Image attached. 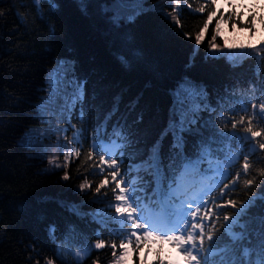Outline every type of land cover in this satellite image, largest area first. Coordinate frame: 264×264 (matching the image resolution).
<instances>
[{"label":"trees","instance_id":"16d2710c","mask_svg":"<svg viewBox=\"0 0 264 264\" xmlns=\"http://www.w3.org/2000/svg\"><path fill=\"white\" fill-rule=\"evenodd\" d=\"M57 3L59 7L51 10L52 6L41 0V16L32 0H0V264H47L48 261L77 264L71 250L61 246L66 242L64 233L69 223L76 228L72 242L86 238L96 243L103 240L106 245L115 242L119 246L121 242L120 235L114 234L120 231L119 221L113 219L116 217L112 207L116 203L115 184L105 168L100 172V160L90 152L87 141L83 138L79 146L73 140L71 125L84 133L83 121L76 117L75 111L70 123L59 114L52 123L39 118L37 105L48 94L50 86L47 75L60 58L71 61L76 78L86 81L83 107L91 123H100L118 100V110L111 120L119 119L130 131L129 155H147L153 142L163 137L173 103L171 93L184 77L203 83L208 101L215 108L219 94L246 82L249 77L259 81L264 75V55L259 60L258 74L257 59L250 56L232 62L227 58L209 57L216 19L209 26L204 41L196 46L195 37L213 10L211 2L180 0L177 7L175 0H171V5L169 0H164L163 4L161 0H146V8L161 5L175 20L148 11L135 24L122 29L131 33L132 46L143 50V60L131 67L119 62L118 55L127 52L128 46L117 34L107 30L108 25L97 12V0L90 3L87 16L79 11L76 0H57ZM201 6L205 7L204 13L193 11ZM216 9L231 13L225 7ZM221 32L223 36L214 41L221 46L225 42L248 45L250 39L262 35H256V29L238 22L233 28L227 17L221 23ZM207 114L210 113H201L202 119ZM33 126L56 128L51 129L45 139L61 151L68 149L73 153L66 167L44 170L48 160L37 154L35 146L21 143L20 138ZM63 129L67 131H61ZM202 131L209 132L208 129ZM171 140L170 135L162 140L161 156L165 166L171 155ZM187 141L186 150L192 152L197 136L189 135ZM76 150L80 151L79 157L75 156ZM140 158L137 156L132 163ZM262 170L264 160L241 178L229 199L240 204L264 191ZM65 171L67 180L63 179ZM106 176L110 183L97 193L96 187ZM248 179L255 181L251 187L245 184ZM85 182L91 187L78 190ZM58 201L78 204L85 213L103 210L101 218L105 226L96 223L91 216L78 218ZM257 210L260 208L254 207L250 213ZM223 212L217 227L221 235L227 223L223 217L237 214L231 207L223 208ZM53 224L57 229L55 242L48 235V228ZM58 249L63 259L58 258ZM119 255L118 248L116 256ZM114 259L111 247H105L92 250L82 264L97 261L113 264ZM143 261L153 264L149 256L143 258L141 249L138 256L130 252L127 257V264Z\"/></svg>","mask_w":264,"mask_h":264},{"label":"snow or ice","instance_id":"6c2138e0","mask_svg":"<svg viewBox=\"0 0 264 264\" xmlns=\"http://www.w3.org/2000/svg\"><path fill=\"white\" fill-rule=\"evenodd\" d=\"M33 4L37 6L38 11L43 16L40 8L41 0H32ZM52 6L51 10L59 7L57 0H46ZM92 0H76L79 11L83 15H89V5ZM146 0H97L96 9L98 14L104 18L108 25V31L119 36L121 41L128 46L127 52L119 54L118 60L124 67H131L134 63L143 60V50L132 46L133 41L131 33L122 31L129 25L135 24L141 15L148 11H156L166 18L175 20L169 13L164 12L161 5H153L151 8L145 7ZM164 0H161V4ZM171 5V0H169ZM213 10L207 15V19L203 24L201 31L196 35V46L198 47L205 39L206 32L209 26L216 19L214 34L210 42L209 57L212 59L227 58L229 62L240 59L242 56H250L257 59V74L259 73V60L261 52L258 45H233L225 42L223 46L216 44L214 41L218 36L222 37L221 23L227 17L228 21L232 22V27L235 28L236 23H240L245 27L255 29L253 23L254 16H250L249 21H244L241 17L243 13H223L215 8L216 0H211ZM175 5H180V0H175ZM191 8V5H185ZM194 12L204 13L205 7L201 6ZM219 13V18L217 19ZM2 15V13H0ZM261 22L264 23V17ZM179 26V25H178ZM261 45H264L262 40ZM196 49H194L195 51ZM227 50V52H225ZM235 50V51H234ZM235 66V65H233ZM52 89L49 97L41 105H37L39 118L48 120L49 106L53 108L52 117L59 114L62 118L71 120L72 113L80 106L79 119L83 120V102L85 96L86 81L77 79L74 72V65L71 61H62L58 63L56 69L51 73ZM173 103L170 110V117L168 125L164 130L163 137L153 142L148 148L147 155L143 153H135L128 156L130 161L138 159L136 163H130L128 169L123 175L119 176V170L110 171L112 183L115 184V201L114 207L116 217L114 220L119 221L120 231L114 234L121 235V242L119 246L113 242L111 245L101 240L91 246L93 250L104 249L111 247L113 256L115 257L113 264H127V257L130 252L138 256L139 249L144 242L161 243L165 240L175 245L179 252L183 254V260L164 261L159 258L160 250H157V261L153 264H264V215H252L250 209L262 208L264 209V191L257 193L250 197L247 201L237 204L235 200H227L226 204L216 205L217 210L224 207H231L236 210L234 217L224 216L223 219L227 222L224 225V231L219 239L214 238L213 231L209 229L206 232V226L211 223L213 217L211 209L208 208V201L204 199V195L212 191L209 185L206 187L204 195L199 199L185 200V196L190 188L200 185L207 179H216L218 173L226 174L224 167L219 163L215 153L222 152V148H214L218 143L215 136L233 138L237 137L235 129L238 123L243 120L232 123V132H219L215 135L204 136L202 129L213 128L214 124L211 119L203 120L201 123V113H212L215 109L208 101V92L203 83H197L188 77H184L179 85L171 93ZM256 105L252 108L255 110ZM118 110V100L114 101L112 111L105 116L103 121L99 123L95 129L94 134H88L84 137L83 130L74 136L75 143L81 144L82 137L92 141V147L97 153H105L108 159L100 156L99 170L103 173L105 167L117 165V160L112 158L119 155L121 160L124 159V149L131 143L130 137L127 135L126 129L123 125L113 124L109 131L108 124L111 121L112 115ZM259 111L264 114V103L259 105ZM251 118H249V126L244 129L247 134L245 139L251 138L255 141L256 138L262 136L261 131H256L251 126ZM61 131H67L63 129ZM47 135V130H31L25 133L21 140L24 146H35L42 144V140H37L36 137H43ZM171 136L172 140L169 145L171 155L169 163L165 166L161 156L162 140L167 136ZM200 137L193 145V152L189 154L185 151L188 141L187 136ZM259 149L264 150V143L258 144ZM73 155L68 152L65 160ZM75 156H80V151H75ZM92 154L89 153V158ZM53 169L66 167V165L56 164L50 161ZM243 171L247 173L250 168V163L247 156L244 157ZM144 175H141V174ZM264 176V170L260 173ZM239 175V174H238ZM124 176H128L125 181L129 187L125 188L122 185ZM145 177H150L146 179ZM68 173L64 172L63 179L67 180ZM110 183L107 176L96 187V192L99 193L102 188ZM255 181L248 179L245 184L251 187ZM91 185L87 182L79 186L80 191L90 188ZM149 189L151 191H149ZM221 193V198H223ZM147 201V203H146ZM259 202V203H258ZM61 207L66 208L70 213L78 218L91 216L93 220L105 226L104 221L100 219L103 215V210H96V212L85 213L80 210V205L68 203L65 201H58ZM159 206L160 211H154L148 207V204ZM135 204V206H133ZM192 205H196L195 208ZM202 209H206L203 213ZM143 221V222H142ZM255 222L256 227L251 225ZM131 224L132 230L124 235L127 231L123 226ZM215 223H211V228L215 229ZM56 226L50 225L48 228L49 239L55 242ZM99 235V231L96 233ZM66 242L71 243L76 237V228L69 223L66 226L64 233ZM256 237L257 244L252 246V238ZM207 238L208 247L205 249V239ZM135 241V249L131 247ZM119 248L120 255L116 256V251ZM149 251L151 249L149 248ZM89 249H85L83 253L73 252L77 260V264H82L85 256L88 255ZM148 252L144 253L147 258ZM58 258L63 259L62 252L58 249ZM255 258V259H254ZM47 264H53L48 261ZM99 264V262H94ZM143 264V262H141Z\"/></svg>","mask_w":264,"mask_h":264},{"label":"rangeland","instance_id":"374dc122","mask_svg":"<svg viewBox=\"0 0 264 264\" xmlns=\"http://www.w3.org/2000/svg\"><path fill=\"white\" fill-rule=\"evenodd\" d=\"M62 61H66V60L64 58H60L56 62V64L49 70V73L47 75V79H48V81L50 83L49 92L44 97V99L39 102V105L43 104L45 102V100L49 97L50 90L52 89V83H51L52 76H51V73H52V71L54 69L57 68L58 63L59 62H62ZM52 111H53V108L50 105L49 106V110H48V112H49L48 120H50L51 123L54 121L53 120V117H52ZM33 129L38 130V131H40V130H47V134H49V131H51V129H56V128L55 127L33 126L29 130H27L25 133H27V132H29V131H31ZM24 135L20 138V140H22V138L24 137ZM36 139L37 140H42V144L35 145V147L37 148V154L38 155H41V156H44L48 160V162L46 164H44V166H43L44 167V170H46V171L54 170L53 169V165H52V163H50V161H54L56 164H59V165H66V166L68 165V163L71 160V157H69L68 161L65 160V156L67 155L68 152L61 151L60 149H58L57 148V145H55L53 142H50L49 139H45V136H43L42 138L39 137V136H37ZM67 150L68 149H66V151ZM61 168H63V167H61ZM55 169H59V168H55Z\"/></svg>","mask_w":264,"mask_h":264}]
</instances>
